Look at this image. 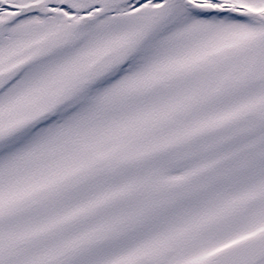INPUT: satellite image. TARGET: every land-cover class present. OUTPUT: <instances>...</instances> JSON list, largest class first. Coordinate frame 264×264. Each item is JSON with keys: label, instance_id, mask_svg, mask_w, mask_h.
Listing matches in <instances>:
<instances>
[{"label": "rangeland", "instance_id": "rangeland-1", "mask_svg": "<svg viewBox=\"0 0 264 264\" xmlns=\"http://www.w3.org/2000/svg\"><path fill=\"white\" fill-rule=\"evenodd\" d=\"M53 1L55 48L0 77V264L89 234L96 243L63 264H152L166 247L163 264H207L264 230V121L245 116L264 98L247 77L264 19L221 13L226 0ZM25 15L13 37L29 43ZM130 41L126 62L88 74Z\"/></svg>", "mask_w": 264, "mask_h": 264}, {"label": "flooded vegetation", "instance_id": "flooded-vegetation-1", "mask_svg": "<svg viewBox=\"0 0 264 264\" xmlns=\"http://www.w3.org/2000/svg\"><path fill=\"white\" fill-rule=\"evenodd\" d=\"M10 3L14 4L13 7L14 13L18 12L16 10V7H18V4H26L27 5V13L25 17H31V21L27 23L29 26L23 27L21 24H18V26L25 28L23 33H30V31L33 32L31 35V39L28 43V41H18L17 38L13 37L16 34H21L22 30H16V22L12 21L11 19L15 18L18 19L15 15L8 12L10 10L8 8V4L5 3L4 6L0 7V13L3 14V20L0 22V35H1V45L0 49L2 52V57H0V63L3 65V71L0 73V77L3 78H9L16 76V73L21 71L23 67L25 69L28 68L27 64L32 61H37L40 54H46L47 52L52 51L55 47V41H54V30L48 28V20L52 16L54 10L53 5L55 4L53 0H7ZM42 4L40 5V3ZM252 7L256 8L258 10L257 13H249L246 11V13L242 14V19L246 20L247 18H253L254 20H260L264 19V4H252L248 3ZM69 16H67L68 23L70 22ZM14 24V26H13ZM257 24V23H256ZM258 26L259 22H258ZM64 30V29H63ZM67 42L70 38V29L67 27ZM264 35V32H260L257 35V39ZM17 42V44H15ZM256 45V41L252 46L249 48L254 51ZM24 48V49H22ZM24 51V53H22ZM262 225L257 228V230L253 231L250 229V231H246L241 233L238 237L234 238L233 241L241 242L243 240L255 237L257 235H260L264 233L262 231ZM256 264H264V258L259 260Z\"/></svg>", "mask_w": 264, "mask_h": 264}, {"label": "water", "instance_id": "water-1", "mask_svg": "<svg viewBox=\"0 0 264 264\" xmlns=\"http://www.w3.org/2000/svg\"><path fill=\"white\" fill-rule=\"evenodd\" d=\"M130 0H104L106 4H116ZM94 19V15L89 14L81 17L76 22V28L81 27L84 23ZM254 54L252 65L249 70V76L255 80L264 79V39H262ZM133 49L131 42L123 43L116 49L105 53L100 59L94 62L89 68V74L96 77L106 73L116 65L125 61ZM250 115H256L264 118V101L259 103L254 109L249 111ZM96 235L82 236L75 241L63 246L59 250L41 258L35 264H62L66 260L73 258L85 250L91 248L96 243ZM169 249L152 258L153 261L160 263L167 258ZM264 256V235L241 244L240 246L222 253L217 256L211 264H253L259 258ZM136 264V263H130Z\"/></svg>", "mask_w": 264, "mask_h": 264}]
</instances>
